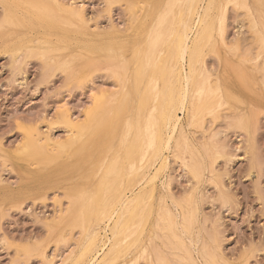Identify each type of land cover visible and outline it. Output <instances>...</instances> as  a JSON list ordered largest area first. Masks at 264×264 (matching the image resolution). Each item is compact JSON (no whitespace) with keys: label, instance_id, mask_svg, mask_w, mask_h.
<instances>
[{"label":"rangeland","instance_id":"rangeland-1","mask_svg":"<svg viewBox=\"0 0 264 264\" xmlns=\"http://www.w3.org/2000/svg\"><path fill=\"white\" fill-rule=\"evenodd\" d=\"M189 1L0 0V264L93 246L97 264H264V0H215L168 165L153 155Z\"/></svg>","mask_w":264,"mask_h":264},{"label":"bare ground","instance_id":"bare-ground-1","mask_svg":"<svg viewBox=\"0 0 264 264\" xmlns=\"http://www.w3.org/2000/svg\"><path fill=\"white\" fill-rule=\"evenodd\" d=\"M9 1V0H8ZM12 1V0H11ZM31 1V0H30ZM58 1H60V0H58ZM168 1H170V0H168ZM56 2V1H55ZM172 2H173V0H172ZM11 3V2H10ZM21 3L23 4V2L21 1ZM63 3V2H62ZM175 3H176V1H175ZM16 4V3H15ZM33 4V3H32ZM57 4V3H56ZM61 4V3H60ZM214 4H215V0H190L189 1V4L187 5V7H186V9H185V6H184V9H183V11H182V13H181V17L179 18V20H178V22H177V24H176V29L174 30V33L172 34L173 35V38L170 40V42L168 43V47H174V49H175V53H176V57L178 58V60L176 59V61H178L179 62V64H180V70H178V76L176 77V79L174 80V83H175V89L173 90V92H171L169 89H168V91H170L171 93H172V96H171V107L169 108L170 110L168 111V112H166V116L168 117V129H167V131H163L162 129H160V128H156V131H154V133H152L151 134V141H150V144H152L153 145V147H154V156L155 155H162L160 158H162L163 160H164V162H165V164H167V161H168V159H167V157H164V154H163V152H164V150H170V148H171V146H172V143H173V140H174V138H175V134H176V131H177V129L179 128L178 127V125H179V122H180V116H179V114L177 113V110L179 111V110H181V111H183L186 107H187V105H188V103H189V100H190V97H191V95H192V92H193V89H194V86H195V76L197 75L196 73H197V71L199 70H197V68H196V66L193 64V61H192V59H191V57H193V54L195 53V49L196 48H198L199 49V47H198V45H199V41L200 40H202V37H203V34H205L206 32H208V34H210L209 36H211V37H213L212 35L214 34V33H216V31H217V28H216V26H215V22H214V20H213V18H212V16H213V10H214ZM28 5V4H27ZM31 5V4H30ZM34 5H36V4H34ZM34 5H33V7H34ZM42 5V4H41ZM66 5V4H65ZM173 5V4H172ZM62 6V5H61ZM171 6V5H170ZM173 6H175V5H173ZM178 6V5H177ZM13 7V6H12ZM30 7V6H29ZM32 7V6H31ZM33 7H32V9H33ZM63 7H64V5H63ZM76 7V6H75ZM169 7V6H168ZM181 7V6H180ZM14 8V7H13ZM70 8V7H69ZM172 7H170V9H171ZM29 9V8H28ZM169 9V10H170ZM8 10V9H7ZM12 10V9H11ZM36 10H37V8H36ZM10 11V10H9ZM8 11V12H9ZM168 11V10H167ZM253 11V10H252ZM12 12V11H11ZM192 13H194L195 14V19H194V21H193V23H191L190 22V19H189V15L190 14H192ZM7 14V13H6ZM7 15H9V13L7 14ZM30 16V15H29ZM180 16V15H179ZM190 18H192V15H191V17ZM193 20V19H192ZM158 26V25H157ZM160 26V25H159ZM159 26L157 27V28H159ZM153 27H155V26H153ZM159 30V29H158ZM8 31V30H7ZM5 33V32H4ZM6 33H9V32H6ZM5 35H7V34H5ZM154 35V34H153ZM160 35V34H159ZM204 40V39H203ZM4 41V40H3ZM135 46H138V45H135ZM166 46V47H167ZM139 47L140 48H142V46L141 45H139ZM99 49H101V48H99ZM136 49H137V47H136ZM136 49L134 50L136 53H137V51H136ZM139 49V48H138ZM112 50H115V49H112ZM141 51V50H140ZM198 51V50H197ZM133 52V51H132ZM163 53V52H162ZM133 54H134V52H133ZM100 55H102V54H100ZM100 55H98V56H100ZM135 55V54H134ZM104 57H106V56H108V55H103ZM195 56V55H194ZM172 59V58H171ZM168 62H170L169 60H168ZM173 62V61H172ZM196 62V61H195ZM142 63V62H141ZM174 63V62H173ZM172 63V64H173ZM160 64H161V62H160ZM178 64V63H177ZM200 64V63H199ZM168 65V64H167ZM166 65V66H167ZM171 65V64H170ZM175 65H176V63H175ZM174 65V66H175ZM172 66V65H171ZM204 66V65H203ZM159 67V66H158ZM161 67V66H160ZM168 68V67H167ZM173 68V67H172ZM160 69V68H159ZM140 70V69H139ZM197 70V71H196ZM161 71V70H160ZM170 71H171V68H170ZM174 71V70H173ZM172 71V72H173ZM139 72V71H138ZM163 72V71H162ZM157 74H158V72H157ZM160 74V73H159ZM137 75H138V73H137ZM141 75V74H140ZM145 75V74H144ZM171 76H172V74H171ZM136 77V76H135ZM171 78V77H170ZM137 79H138V77H137ZM140 79V78H139ZM136 80V79H135ZM197 80V79H196ZM135 82V81H134ZM164 82H165V80H164ZM203 82H206V80L205 81H203ZM143 83H145V81H143ZM155 83V82H154ZM174 83H172V85L174 84ZM135 84H136V82H135ZM139 84H140V82H139ZM165 84V83H164ZM210 84H211V82H210ZM136 85H138V83L136 84ZM152 85V84H151ZM229 85V84H228ZM122 86V85H121ZM139 86V85H138ZM138 86H137V88H138ZM142 86V85H141ZM140 86V87H141ZM160 87V86H159ZM170 87H172V86H170ZM167 88H168V85H167ZM142 89V88H141ZM161 89H163L162 87H161ZM161 89H160V91H161ZM139 90V89H138ZM137 90V91H138ZM102 91V90H101ZM159 91V90H158ZM167 91V90H166ZM107 92V91H106ZM98 93V92H97ZM102 93V92H101ZM164 93H166V92H164ZM229 93V92H228ZM231 94V93H230ZM233 94V93H232ZM160 95V94H159ZM166 95H167V93H166ZM166 95H164V96H166ZM168 96V95H167ZM167 96H166V98H167ZM170 96V95H169ZM213 96V95H212ZM161 98V97H160ZM165 98V97H164ZM164 98H162V99H164ZM169 98L170 97H168V101H169ZM155 99V98H154ZM153 99V100H154ZM160 101H162V100H160ZM167 101V102H168ZM169 101V102H170ZM155 102V101H154ZM166 102V103H167ZM96 103V102H95ZM94 103V104H95ZM156 103V102H155ZM161 104H162V102H161ZM169 104V103H168ZM167 104V105H168ZM166 105V106H167ZM134 106V105H133ZM129 107V106H128ZM158 107V106H157ZM159 107H163V106H159ZM168 107V106H167ZM210 107V106H209ZM125 108V107H124ZM127 108V107H126ZM133 108V107H132ZM135 108V107H134ZM144 108V107H143ZM121 109V108H120ZM140 109V108H139ZM161 109V108H160ZM127 110V109H126ZM135 110V109H134ZM188 110V109H187ZM131 111V110H130ZM160 111V110H159ZM165 111V110H164ZM124 112V111H123ZM128 112V111H127ZM144 112H145V110H144ZM180 112V111H179ZM63 113V112H62ZM155 113V112H154ZM132 114H133V110H132ZM132 114H129L130 116L132 115ZM134 114H136V113H134ZM145 114V113H144ZM71 115V114H70ZM87 115V114H86ZM165 115V114H164ZM64 116V115H63ZM122 116H124V115H122ZM145 116V115H144ZM71 117V116H70ZM88 117V116H87ZM128 117V116H127ZM62 118V117H61ZM131 118V117H130ZM159 118H160V116H159ZM161 118H162V116H161ZM166 118V117H165ZM64 120V119H63ZM126 120V119H125ZM138 120V119H137ZM146 120H147V118H146ZM73 121V120H72ZM133 121H135V120H133ZM133 121H131V122H133ZM130 122V121H129ZM130 122V123H131ZM163 122H164V120H163ZM128 125H129V123H128ZM72 127V126H71ZM127 127V126H126ZM131 127V126H130ZM166 127V126H165ZM73 128V127H72ZM162 128V127H161ZM70 129V128H69ZM76 129H77V127H76ZM75 129V130H76ZM131 129H132V127H131ZM132 130H130V132H131ZM128 132H129V130H128ZM129 132V133H130ZM73 133H75V131L73 132ZM129 133H127L128 135H129ZM179 133V132H178ZM125 134V133H124ZM132 134H133V132H132ZM34 136V135H33ZM125 136H126V134H125ZM130 137H131V135H129ZM127 137V136H126ZM126 137H124V138H126ZM130 137H128V138H130ZM86 138V137H85ZM124 138H122V140H128V138L127 139H124ZM42 139V138H41ZM43 140V139H42ZM45 140V139H44ZM130 140V139H129ZM27 141H28V139H27ZM30 141V140H29ZM123 142V141H122ZM46 143H47V141H46ZM131 143V142H130ZM175 143V142H174ZM132 144H133V142H132ZM27 145V144H26ZM175 145V144H174ZM184 145H185V143H184ZM128 146V145H127ZM134 146H135V144H134ZM134 146H132V147H134ZM188 146V145H187ZM123 147H125V146H123ZM147 147H148V145H147ZM24 148V147H23ZM127 148V147H126ZM134 149V148H133ZM193 149V148H192ZM49 150V149H48ZM184 150V149H183ZM32 151V150H31ZM126 151H127V149H126ZM56 153V152H55ZM118 153V152H117ZM133 153V152H132ZM116 154V153H115ZM136 154V153H135ZM70 155V154H69ZM82 155V154H81ZM88 155V154H87ZM125 153H124V157H125ZM133 155V154H132ZM59 156V155H58ZM112 156V155H111ZM116 156H118V155H116ZM123 156V155H122ZM132 157V156H131ZM193 157V156H192ZM84 158V157H83ZM82 158V159H83ZM117 158V157H116ZM129 158V157H128ZM153 159H154V157H152ZM111 159V158H110ZM121 159H123V158H121ZM80 160V159H79ZM124 160V159H123ZM122 160V161H123ZM162 160V161H163ZM183 160V159H182ZM185 160V159H184ZM118 161V160H117ZM154 161H156V160H154ZM162 161H161V163H162ZM25 162V161H24ZM81 162V161H80ZM124 162V161H123ZM122 162V163H123ZM119 163V162H118ZM117 163V164H118ZM146 163H147V161H146ZM116 164V163H115ZM124 164V163H123ZM139 164H140V162H139ZM138 164V165H139ZM154 164H155V162H154ZM165 164H164V167H165ZM147 165V164H146ZM163 165V164H162ZM162 165H161V168H163L162 167ZM168 165V164H167ZM185 165H187V164H185ZM201 165V164H200ZM111 165L109 164V167H110ZM115 166V165H114ZM193 166V165H192ZM105 167V166H104ZM132 167V166H131ZM100 168V167H99ZM139 168V167H138ZM152 168V167H151ZM186 168H187V166H186ZM189 168V167H188ZM110 169V168H109ZM119 169V168H118ZM123 169H125V168H123ZM148 170V169H147ZM157 170V169H156ZM161 170V169H160ZM120 171V170H119ZM124 171V170H123ZM126 171V170H125ZM137 171V170H136ZM136 171H134V172H136ZM106 172H107V170H106ZM147 172V171H146ZM117 173V172H116ZM148 173V172H147ZM146 173V175H148ZM158 172H156L155 174L156 175H158L157 174ZM124 174V173H123ZM127 174V173H126ZM136 174H137V172H136ZM135 174V175H136ZM160 174V173H159ZM111 174H109V176H110ZM115 175V174H114ZM142 175H144V174H142ZM145 175V176H146ZM102 176V175H101ZM108 176V177H109ZM126 176H128V175H126ZM133 176V175H132ZM112 177V176H111ZM123 177V176H122ZM151 177V176H150ZM154 177V174L152 175V177L151 178H153ZM156 177V176H155ZM154 177V178H155ZM105 178V177H104ZM130 178V177H129ZM135 178V177H134ZM140 178V177H139ZM100 179V178H99ZM135 179H137V177L135 178ZM148 179H149V177H148ZM104 180V179H103ZM126 180H127V178H126ZM138 180V179H137ZM136 180V181H137ZM139 180H141V179H139ZM138 180V181H139ZM143 180V179H142ZM146 180V179H145ZM152 180V179H151ZM150 180V181H151ZM155 181V180H154ZM92 182V181H91ZM106 182V181H105ZM146 182V181H145ZM97 183H99V182H97ZM128 183V182H127ZM126 183V184H127ZM139 182H137V184H138ZM151 183H153V182H151ZM93 184V183H92ZM116 184L118 185V183L116 182ZM131 184H133V183H131ZM140 184V183H139ZM93 185H95V183L93 184ZM99 184H96V186H98ZM104 185H106V184H104ZM125 185V184H124ZM130 184H128V186H129ZM145 185V184H144ZM132 186V185H131ZM141 186V185H140ZM149 186V185H148ZM99 187V186H98ZM123 188H124V186H122ZM133 187V186H132ZM142 187V186H141ZM155 187V186H154ZM94 188V187H93ZM97 188V187H96ZM114 188V187H113ZM153 188V187H152ZM103 190V189H102ZM140 190V189H139ZM144 190V189H143ZM150 190V189H149ZM101 191V190H100ZM120 191H122V189L120 190ZM113 192V191H112ZM136 193H137V191H135ZM135 192H133V193H135ZM116 193V192H115ZM121 193V192H120ZM142 193V192H141ZM126 194V193H125ZM129 194V193H128ZM137 195V194H136ZM115 196V195H114ZM121 196H122V194H121ZM131 196V195H130ZM123 197V196H122ZM127 196H124V198H122L121 199V197H119L120 199H119V202L121 203L122 202V204H125V202L128 200L127 198H126ZM137 197V196H136ZM115 198V197H114ZM113 198V199H114ZM149 198V197H148ZM137 199V198H136ZM92 200V199H91ZM120 200H122V201H120ZM117 201V200H116ZM115 201V202H116ZM119 202H116V203H119ZM135 204H136V202H134ZM99 204V203H98ZM97 204V205H98ZM143 204V203H142ZM88 205V204H87ZM91 205V204H90ZM112 205V204H111ZM102 206V205H101ZM116 206V205H115ZM114 206V207H115ZM117 206H119V205H117ZM116 206V207H117ZM136 206V205H135ZM140 206V205H139ZM146 206V205H145ZM91 207V206H90ZM115 207V208H116ZM120 207V206H119ZM132 207V206H131ZM104 208V207H103ZM106 208V207H105ZM110 208V207H109ZM135 208V207H134ZM87 209H88V207H87ZM86 209V210H87ZM101 209V208H100ZM120 209H121V207H120ZM103 210V209H102ZM104 211V210H103ZM116 211V210H115ZM114 210L112 211L113 212V215H115V212ZM150 211V210H149ZM107 212V211H106ZM105 212V213H106ZM110 212V211H109ZM145 212H146V210H145ZM105 213H103V214H105ZM120 213H121V211H120ZM134 213V212H133ZM139 213V212H138ZM96 214V213H95ZM107 214H108V212H107ZM137 214V213H136ZM111 215V214H110ZM113 215H111V216H109L108 217V215L106 216L108 219L107 220H111L112 219V216ZM121 215V214H120ZM148 215V214H147ZM194 215V214H193ZM96 216V215H95ZM136 216V215H135ZM182 216H183V214H182ZM105 217V215H104V218H106ZM115 217V216H114ZM113 217V218H114ZM122 217V216H121ZM175 217V216H174ZM131 218V217H130ZM178 218V217H177ZM97 219V218H96ZM99 219V218H98ZM120 219V218H119ZM188 219V218H187ZM101 221V220H100ZM122 221V220H121ZM189 221V220H188ZM106 223V222H105ZM113 223V222H112ZM117 223V222H116ZM125 223V222H124ZM176 223V222H175ZM189 223V222H188ZM103 224H104V222H103ZM118 224V223H117ZM178 224V223H177ZM107 225V224H106ZM113 225V224H112ZM114 225H115V223H114ZM119 225V224H118ZM127 225V224H126ZM126 225H124L125 227H126ZM190 225V224H189ZM98 226V228H99V225H97ZM111 226V225H110ZM120 226V225H119ZM118 226V227H119ZM157 226V225H156ZM96 227V226H95ZM122 227V226H121ZM125 227H123V228H125ZM176 227V226H175ZM92 228H94V227H92ZM122 228V229H123ZM176 228H178V227H176ZM86 229H88V228H86ZM90 229V228H89ZM101 229V228H100ZM117 229V228H116ZM94 230V229H93ZM97 230V229H96ZM103 230H105V229H103ZM99 231V230H98ZM121 231V230H120ZM119 232V231H118ZM122 232V231H121ZM94 233V232H93ZM100 233V232H99ZM98 233V234H99ZM183 233V232H182ZM115 234H117V233H115ZM119 234H120V232H119ZM124 234V233H123ZM107 235V234H106ZM113 235H114V233H113ZM184 235V234H183ZM174 236V235H173ZM198 236V235H197ZM97 233H94V235H93V241H94V243H95V245H97V243H99V241H97L98 239H97ZM101 237H102V235H101ZM111 239V238H110ZM115 239H116V237H115ZM109 240V239H108ZM114 240V239H113ZM176 240H178V239H176ZM199 241V240H198ZM105 242V241H104ZM134 242V241H133ZM174 242V241H173ZM101 243H102V241H101ZM120 243V242H119ZM197 243V242H196ZM103 244H106V242L105 243H103ZM194 244V243H193ZM133 245V244H132ZM191 245V244H190ZM137 246V245H136ZM94 247V246H93ZM93 247H91L89 250H88V257H86L85 256V258H86V264H97V256H95V254H97L98 253V251L99 250H96V252L94 253V255L91 253V252H93L94 250V248ZM100 248H103L104 246L102 245V247L101 246H99ZM128 247V246H127ZM181 247H183V246H181ZM138 248V247H137ZM146 248H148V246L146 247ZM110 249V248H109ZM129 249H130V247H129ZM213 249H215V248H213ZM102 250V249H101ZM134 250V249H133ZM198 250V249H197ZM208 250V249H207ZM109 251V250H108ZM127 249H126V253H127ZM132 251V250H131ZM153 251V250H152ZM151 251V252H152ZM90 252V253H89ZM115 252V251H114ZM133 252V251H132ZM131 252V253H132ZM154 252V251H153ZM200 252V251H199ZM86 255H87V252H84ZM121 253V252H120ZM119 253V254H120ZM134 253V252H133ZM92 254V255H91ZM103 254V253H102ZM107 254V253H106ZM147 254V253H146ZM152 254V253H151ZM200 254V253H199ZM83 255V254H82ZM105 255V254H104ZM103 255V257H105ZM118 255V254H117ZM128 255V254H127ZM153 255V254H152ZM203 255H205V254H203ZM201 256V255H200ZM205 256H207V255H205ZM221 256V255H220ZM46 257H48L47 255H46ZM102 257V258H103ZM115 257V256H114ZM152 257V256H151ZM216 257V256H215ZM101 258V257H100ZM121 258V257H120ZM137 258V257H136ZM207 258H209V257H207ZM152 259V258H151ZM216 259V258H215ZM102 260V259H101ZM101 260H99V261H101ZM210 260H211V258H210ZM217 260V259H216ZM47 261V260H46ZM205 261V260H204ZM50 262V261H49ZM156 262V261H155ZM223 262V261H222ZM225 262H227V261H225ZM131 263V262H130ZM172 263V262H171ZM189 263V262H188ZM221 263V262H220ZM228 263H230V262H227V264ZM51 264V263H50ZM53 264V263H52ZM57 264V263H56ZM99 264V263H98ZM111 264V263H110ZM205 264V263H204Z\"/></svg>","mask_w":264,"mask_h":264}]
</instances>
